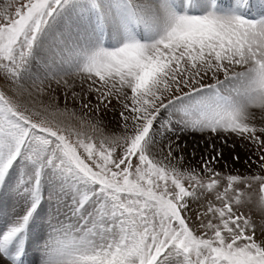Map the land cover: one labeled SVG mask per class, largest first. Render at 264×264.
Here are the masks:
<instances>
[{"label":"snow or ice","instance_id":"obj_1","mask_svg":"<svg viewBox=\"0 0 264 264\" xmlns=\"http://www.w3.org/2000/svg\"><path fill=\"white\" fill-rule=\"evenodd\" d=\"M0 264H264V0L0 8Z\"/></svg>","mask_w":264,"mask_h":264},{"label":"rangeland","instance_id":"obj_2","mask_svg":"<svg viewBox=\"0 0 264 264\" xmlns=\"http://www.w3.org/2000/svg\"><path fill=\"white\" fill-rule=\"evenodd\" d=\"M10 2L19 3L20 0H4V2L1 3L2 5L0 4V6H1L0 8H3L6 4H8V3H10ZM61 106H63V105L61 104ZM105 119H106V116L104 117V121H105ZM105 122H106V121H105ZM119 131H120V129H112V130H108V129H106V133H108V134H111L112 132H119ZM235 167L238 168L241 172L245 171V169H244V167H243L242 164H237V165H235ZM255 187H257V186L254 185V188H255ZM245 211L248 212L249 209H245ZM250 214L253 216V219H254L255 221H259V219H260V213H258V212L255 210V208H252V209H251Z\"/></svg>","mask_w":264,"mask_h":264},{"label":"bare ground","instance_id":"obj_3","mask_svg":"<svg viewBox=\"0 0 264 264\" xmlns=\"http://www.w3.org/2000/svg\"><path fill=\"white\" fill-rule=\"evenodd\" d=\"M3 2H4V0H0V4ZM105 121H106L105 123L107 124L106 129H108V130L119 129V127L117 126L116 120L114 119V116L112 113L107 114Z\"/></svg>","mask_w":264,"mask_h":264}]
</instances>
